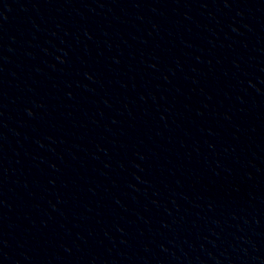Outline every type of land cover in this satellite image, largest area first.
I'll list each match as a JSON object with an SVG mask.
<instances>
[{
  "label": "water",
  "instance_id": "water-1",
  "mask_svg": "<svg viewBox=\"0 0 264 264\" xmlns=\"http://www.w3.org/2000/svg\"><path fill=\"white\" fill-rule=\"evenodd\" d=\"M0 264H264V0H0Z\"/></svg>",
  "mask_w": 264,
  "mask_h": 264
}]
</instances>
